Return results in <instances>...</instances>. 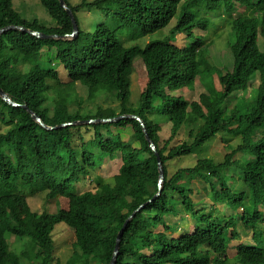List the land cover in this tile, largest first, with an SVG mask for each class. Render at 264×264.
I'll return each instance as SVG.
<instances>
[{"label":"trees","instance_id":"16d2710c","mask_svg":"<svg viewBox=\"0 0 264 264\" xmlns=\"http://www.w3.org/2000/svg\"><path fill=\"white\" fill-rule=\"evenodd\" d=\"M13 1L0 0V28L17 24L59 37H38L21 29L0 34V86L19 103L0 95V264L59 261L56 225L74 233V252L64 264H110L118 233L129 218L116 264H264V49L259 43V34L264 37V0H207L209 9L214 3L232 9L237 3L257 12L233 19L235 41L228 44L234 66L226 72L211 64V44L205 36L192 34L196 26L210 25L204 15L195 18L193 10L197 6L200 11L204 0H65L79 27L68 37L74 23L60 0H41L55 21L51 25L37 13L18 10ZM181 6L174 29L189 28L193 37L181 46L168 37L126 46L102 24L98 33L84 30L80 18V12L100 10L134 24V35L142 36L166 27ZM186 14L192 19L189 25ZM133 71L140 85L136 105L131 102ZM206 71L217 73L222 88L214 85L193 101L176 93L193 87L198 77L206 79ZM257 71L261 82L255 94L239 103ZM77 81L88 86L91 95L115 91L120 110L72 112L69 101L76 98ZM30 109L47 125L59 127L47 129ZM122 114L139 116L159 150L165 180L158 195L159 161L140 119L62 125ZM162 122L171 123L167 140L162 139ZM184 124H195L194 139L168 149ZM126 129L131 130L128 140L122 138ZM223 134L229 136L223 159L201 157L192 166L170 171V160L189 156ZM95 149L108 151L112 159L119 154V173L82 190V181L98 166ZM197 177L209 184L213 200L234 213L204 199L195 201L190 185ZM43 190L58 200L56 213L30 206L28 193ZM181 213L189 214V225H180ZM239 224L252 229L255 244H233L241 236Z\"/></svg>","mask_w":264,"mask_h":264},{"label":"rangeland","instance_id":"374dc122","mask_svg":"<svg viewBox=\"0 0 264 264\" xmlns=\"http://www.w3.org/2000/svg\"><path fill=\"white\" fill-rule=\"evenodd\" d=\"M73 4L79 3L81 0H71ZM14 5L20 11H26L28 14L37 13L39 18L47 20V22L51 25L55 21L52 19V16L48 12L47 8L42 4L41 0H14ZM182 6L180 7L178 13L173 17L171 22L164 28L150 32L147 35L136 36L134 35V24L132 23H124L123 21L114 17V15L109 16L103 11L94 10H85V12H80V18L82 22V28L84 30H90L93 33H98L99 24L102 26L109 28L114 35L120 37L126 46H131L134 44H138L141 46H145L149 41L157 39V38H165L168 37L171 42H174L176 45H187L192 40L193 37H199V35L205 36L208 42H210L209 47V60L211 64L214 65L216 70L226 72L227 70H232L234 66V54L230 48L228 43H232L235 41V31L233 29V19L239 14H257L255 10L252 8L246 7L242 4H234L232 9H228L226 6L219 7L214 3L213 8H208L207 0H204L202 3V8L200 11L197 10V6L193 8L195 13V18H198L199 15H204L210 19V25L208 29L201 28L196 26L192 30L193 37L189 35L190 29L187 28L184 31H176L175 25L181 16ZM186 24L189 25L192 23V19L189 14H186ZM259 43L262 49H264V37L262 35L259 36ZM207 77L203 79L198 77L194 83L193 87H187L183 89H179L176 91L177 94H184L187 99L190 101L199 100L201 93H209L210 89L217 85L218 88H222L218 81L217 73L213 74L209 71L205 72ZM62 81L67 82L66 77L63 76ZM261 82V74L260 71H257L251 80L249 81V87L246 91H243L242 97L239 101L242 102L243 98L247 96L249 100L255 94L256 88ZM132 96L131 102L133 105L138 104L139 94H140V85L138 82L137 72L133 71L132 73ZM73 94L75 95V99L69 101L70 110L72 112H79L83 115L94 114L97 112L99 107L103 108H113L116 110H120V101L116 96L115 91H105L98 95H91L88 86L81 83L80 81L75 82ZM238 100V99H237ZM237 100L232 104L234 106L237 104ZM55 105V100L51 99L49 101V106L51 110ZM195 124H184L180 128L179 132L176 136L170 141L168 149L173 146L179 145L182 142H191L194 139V134L196 133L194 129ZM193 128V134L190 133ZM106 134V131H104ZM171 134V123L162 122V139H169ZM131 135V130L126 129L123 131L122 138L124 140H128ZM117 139L119 136L116 134L113 136ZM226 138H229L228 135H218L213 141L207 143L202 148L196 149L189 156H180L174 160H170L168 162V166L170 171H175L182 167L192 166L196 163L198 158L201 157H214L217 160L223 159L226 153ZM232 143L237 144L238 139L236 137L232 138ZM95 161L97 163L96 169L92 171V177L89 179H85L82 181L81 189L91 188L93 187L94 181L97 179L100 180H108L114 178V175L119 173V168L121 164V159L119 158V154L112 159V156L108 151L95 149ZM207 182H202L200 178H195L191 182V187L193 189V199L198 201L200 199H204L205 202L209 204H216L222 212L227 214L234 213V210L230 209L226 206L225 203L216 202L213 200L209 193L207 192L208 187ZM243 185L242 181L237 184V188H241ZM28 201L30 206L38 212L44 211L45 208H48L51 213H56L59 210V202L57 199L49 198L47 196V191H38L35 194L28 193ZM209 204L207 207L209 208ZM241 209H237L239 211ZM186 217V218H182ZM180 219H177L181 226L189 225L191 222L190 216L188 213H183L179 215ZM168 220L171 218L168 216ZM184 219V220H181ZM264 221V220H263ZM239 231H241V236L233 241L234 243L245 242L248 244H255V240L252 237V229L246 230L242 227L241 224L238 225ZM161 228V226H159ZM178 231V230H177ZM178 235L179 233L176 232ZM53 238L56 240L58 245V259L59 261H53L52 264H64L65 261L73 254L74 252V233L73 231L65 225H56ZM11 240H15V237L12 236ZM139 247H142L141 242L136 243ZM234 251L230 255H232ZM38 262V261H36ZM88 264H103L99 263L95 260H90ZM216 264V263H212Z\"/></svg>","mask_w":264,"mask_h":264},{"label":"water","instance_id":"95a60500","mask_svg":"<svg viewBox=\"0 0 264 264\" xmlns=\"http://www.w3.org/2000/svg\"><path fill=\"white\" fill-rule=\"evenodd\" d=\"M61 1V4L66 8L67 12L71 15L72 17V20H73V23H74V33H68L66 34L65 36L68 37V36H74L76 35L78 32H79V27H78V24H77V21H76V18H75V15H74V12L72 10V8L68 5V3L65 1V0H60ZM13 29H21V30H26L28 32H30L31 34L33 35H36L38 37H59V35L57 34H48V33H45L43 31H39V30H35L33 28H29V27H25L23 25H17V24H11V25H8V26H5V27H2L0 28V34H2L3 32L7 31V30H13ZM0 95L6 99L9 103L11 104H14V105H18L19 103H17L16 101H14L10 96L9 94L0 86ZM31 112H32V115L33 117L41 124L43 125L44 127H46L47 129H54V128H57L59 126H51V125H47L45 123V121L42 119V117L36 113L35 111H33L32 109H30ZM136 117L138 119H140L144 125V130L146 131V135H147V138L149 139L150 141V145L152 146V148L154 149V151L156 152L157 154V157H158V163H159V172H160V180H159V192L158 194L160 193V190L162 189V185H163V182L165 180V170H164V165H163V162H162V159H161V156H160V153H159V150L157 149L155 143L153 142V140L149 137V134L147 133V130H146V127H145V124L143 122V120L135 115V114H122V115H119L117 117H109V118H91V119H88V120H76V121H71V122H67V123H64L62 125H68V124H73V123H84V122H108V121H118L120 120L121 118H124V117ZM61 125V126H62ZM144 205V204H143ZM143 205H141V207H143ZM140 207V208H141ZM136 211L133 212L132 216H134ZM130 220V218L124 223L123 227L120 229L119 233H118V236H117V242H116V246H115V251H114V254H113V258L110 262V264H116L117 262V258H118V255H119V249H120V244H121V238L123 236V233H124V230L126 229L127 227V224H128V221Z\"/></svg>","mask_w":264,"mask_h":264},{"label":"clouds","instance_id":"9594fccd","mask_svg":"<svg viewBox=\"0 0 264 264\" xmlns=\"http://www.w3.org/2000/svg\"><path fill=\"white\" fill-rule=\"evenodd\" d=\"M260 35H261V34H259V36H260ZM260 47H261V46H260ZM135 115H136V114H135ZM153 142H154V141H153ZM154 143H155V142H154ZM155 145H156V144H155ZM156 147H157V146H156ZM157 195H158V193H157ZM155 196H156V195H155ZM155 196H154V197H155ZM154 197H153V198H154ZM149 201H151V200H149ZM149 201H148V202H149ZM142 205H143V204H142ZM143 206H144V205H143ZM117 259H118V258H117ZM116 263H117V262H116Z\"/></svg>","mask_w":264,"mask_h":264}]
</instances>
